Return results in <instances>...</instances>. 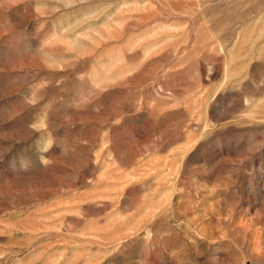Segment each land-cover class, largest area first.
Listing matches in <instances>:
<instances>
[{
	"label": "rangeland",
	"instance_id": "374dc122",
	"mask_svg": "<svg viewBox=\"0 0 264 264\" xmlns=\"http://www.w3.org/2000/svg\"><path fill=\"white\" fill-rule=\"evenodd\" d=\"M0 264H264V0H0Z\"/></svg>",
	"mask_w": 264,
	"mask_h": 264
}]
</instances>
